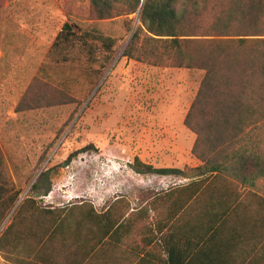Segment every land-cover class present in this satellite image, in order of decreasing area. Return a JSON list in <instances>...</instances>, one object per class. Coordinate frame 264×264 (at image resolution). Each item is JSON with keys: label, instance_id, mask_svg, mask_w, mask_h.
<instances>
[{"label": "rangeland", "instance_id": "obj_1", "mask_svg": "<svg viewBox=\"0 0 264 264\" xmlns=\"http://www.w3.org/2000/svg\"><path fill=\"white\" fill-rule=\"evenodd\" d=\"M137 18L128 16L133 28ZM66 22L116 40L106 69L101 72L100 61L88 60L80 40L54 52L52 43ZM128 27L123 16L94 19L88 0H12L0 9V151L8 179L22 191L19 202L39 171L53 168L52 190L39 201L42 206L85 202L125 217L130 209L139 213L157 188L169 190L183 179L136 174L135 157L155 168L179 169L186 177L201 165L191 153L195 135L184 119L202 73L122 57L133 32ZM36 85L62 94L64 101L17 112ZM86 146L94 151L60 167ZM254 190L264 197V179ZM0 264H10L2 254Z\"/></svg>", "mask_w": 264, "mask_h": 264}, {"label": "trees", "instance_id": "obj_2", "mask_svg": "<svg viewBox=\"0 0 264 264\" xmlns=\"http://www.w3.org/2000/svg\"><path fill=\"white\" fill-rule=\"evenodd\" d=\"M11 1L0 0V9ZM88 1L94 19L127 17L128 31L133 32L122 57L153 67L202 73L184 119V126L195 135L191 153L201 163L193 170L195 174L186 177L176 168H155L137 157L131 164L139 175L190 179L189 184L162 191L155 198L170 207L173 194L180 192L182 208L188 191L200 199L210 197L222 182L225 188H255L264 179V0ZM134 14H138V24L133 28L134 20L128 16ZM78 40L88 60L100 61L101 72L106 69L116 40L96 29L81 30L66 22L52 49L61 54ZM60 98L65 96H55L36 85V89H28L16 111L61 104L64 100ZM90 151L94 148L86 146L71 153L60 167ZM53 172V168L42 169L19 202L22 191L8 179L0 151V228L9 221L0 232V254L10 264L49 263L60 245L75 243L84 220L106 218L108 232L124 226V215L114 214L111 208L98 212L85 202L42 206L39 201L52 190ZM155 198L149 203L152 208ZM260 199L264 205V197ZM112 215L115 217L107 219Z\"/></svg>", "mask_w": 264, "mask_h": 264}, {"label": "crops", "instance_id": "obj_3", "mask_svg": "<svg viewBox=\"0 0 264 264\" xmlns=\"http://www.w3.org/2000/svg\"><path fill=\"white\" fill-rule=\"evenodd\" d=\"M189 183L183 178L173 186ZM218 187L200 199L188 191L182 208L180 192L173 194V206L168 207L155 198L162 192L157 188L142 201L140 213L130 209L124 226L109 232L106 218L84 220L75 243L60 245L46 264H261V195L241 185L225 188L222 182ZM154 198L153 208L145 207Z\"/></svg>", "mask_w": 264, "mask_h": 264}, {"label": "water", "instance_id": "obj_4", "mask_svg": "<svg viewBox=\"0 0 264 264\" xmlns=\"http://www.w3.org/2000/svg\"><path fill=\"white\" fill-rule=\"evenodd\" d=\"M141 1H143V0H141ZM139 11H140V10H139ZM139 11H138V13H139ZM137 15H138V14H137ZM137 22H138V18H137ZM41 170H42V169H41ZM41 170H40V171H41ZM40 171H39V172H40ZM38 174H39V173H38ZM38 174H37V175H38ZM36 177H37V176H36ZM36 177H35V178H36Z\"/></svg>", "mask_w": 264, "mask_h": 264}]
</instances>
